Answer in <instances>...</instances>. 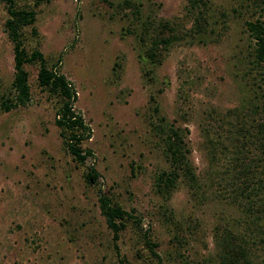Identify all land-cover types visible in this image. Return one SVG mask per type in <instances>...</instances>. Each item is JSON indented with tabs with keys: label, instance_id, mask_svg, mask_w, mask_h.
<instances>
[{
	"label": "rangeland",
	"instance_id": "obj_1",
	"mask_svg": "<svg viewBox=\"0 0 264 264\" xmlns=\"http://www.w3.org/2000/svg\"><path fill=\"white\" fill-rule=\"evenodd\" d=\"M16 5L36 11L33 25L23 29L26 46L38 47L47 64L72 81L74 107L90 127L81 145L93 156L84 163L74 159L55 122L60 97L39 86L38 64H27L29 101L0 110V264H118L98 184L142 216L163 264H218L224 229L249 230L246 200L232 197L230 182L243 160L261 154L254 145L240 149L235 140L238 123L252 125L260 116L248 109L251 100L264 106V74L248 63L245 28L247 19H264V0H206L203 32L195 31L196 10L187 0ZM6 15L0 0V92L14 75ZM165 20L182 34L167 47L160 44L161 61L154 62L147 49ZM161 115L167 124L188 128L194 176L179 170L167 197L155 184L157 174L172 166L152 127ZM89 164L100 173L96 184L85 178ZM255 204L261 218L246 237L259 239L250 243L252 264H264V203ZM118 244L126 264L155 263L130 223Z\"/></svg>",
	"mask_w": 264,
	"mask_h": 264
},
{
	"label": "trees",
	"instance_id": "obj_2",
	"mask_svg": "<svg viewBox=\"0 0 264 264\" xmlns=\"http://www.w3.org/2000/svg\"><path fill=\"white\" fill-rule=\"evenodd\" d=\"M6 5V18L4 20V31L12 44L14 75L7 89L0 92V110L8 111L20 105L26 104L31 96L29 84V71L27 64L37 63V83L42 88L52 94L60 97V104L55 113V122L61 128V135L67 149L71 152L78 163H84L88 156H93L91 148L82 147L81 141L85 136H90V127L82 117L80 111L74 107L77 98L76 89L70 79L59 70L56 64L48 65L46 57L38 47L28 48L25 44L23 29L25 26L33 25L36 19V11L31 7H19L16 0H4ZM189 9H195L196 15L195 31L203 32L206 29L207 18L204 15L206 0H187ZM158 34L151 36L150 45L147 49V56L151 61L160 62L161 45L167 47L171 42L181 36L167 20L160 23ZM245 28L251 39V52L248 63L256 69L259 74H264V19L255 18L245 20ZM35 31V28H33ZM167 30H170L168 33ZM250 112L259 111L260 116L254 118L250 126L245 121L238 123V136L235 143H239L240 149H245L248 145H254L261 154L254 155L249 160H243L241 170L237 173L230 183L233 198H244V211L248 215L245 220L249 230L236 231L234 229H224V234L220 237V253L218 264H252L255 255L251 249L250 243H255L259 239L247 238L254 230V224H259L261 218L255 201L264 203V106L259 105L256 100H251V105H247ZM155 111H159L158 105H154ZM152 127L164 143V153L172 165L170 169H162L156 176L155 184L157 191L164 197L171 194L176 187L180 176L179 170L194 178L193 170L190 165V159L187 156L189 152L185 136L188 128L167 124L165 116L158 117V121L153 123ZM206 134L211 133L212 129L206 127ZM210 142L214 139L209 138ZM213 154H215L213 150ZM214 156V155H213ZM99 171L94 164H89L85 172V178L89 183H98ZM97 201L101 214L111 231L113 247L118 254V264H126L125 258L121 255L118 239L122 230L130 223L140 238L148 248L149 253L155 260L154 264H163L160 253L156 250L157 241L151 237L150 227H142V216L136 212L135 208L126 209L113 197L103 190L101 185L97 186ZM257 233L261 230L257 229ZM262 240V239H261ZM264 240V239H263ZM262 242V241H261ZM212 264H215L212 262Z\"/></svg>",
	"mask_w": 264,
	"mask_h": 264
}]
</instances>
